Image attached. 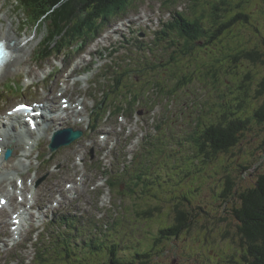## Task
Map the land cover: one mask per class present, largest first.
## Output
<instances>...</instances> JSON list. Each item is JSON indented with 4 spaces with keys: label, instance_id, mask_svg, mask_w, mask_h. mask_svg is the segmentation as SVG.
I'll list each match as a JSON object with an SVG mask.
<instances>
[{
    "label": "rangeland",
    "instance_id": "1",
    "mask_svg": "<svg viewBox=\"0 0 264 264\" xmlns=\"http://www.w3.org/2000/svg\"><path fill=\"white\" fill-rule=\"evenodd\" d=\"M17 1L0 0V9L6 16V27L13 25L20 37L30 35L29 51L27 60L16 65V71L0 84V112L10 113L9 109L17 102H41L46 91L57 95L66 82L67 95L84 103L77 115L83 120L63 118L54 125L60 124L58 129L71 125L84 133L75 142L50 151L47 145L55 130L52 126L40 143L46 139L42 150L36 148L33 152V167L26 172L29 176L26 182L30 193L42 187L37 207L43 211L39 214L34 209L33 224L26 223L19 242L11 240L4 246L2 242L7 236L0 229V264H38L33 242L43 239V244L49 245L44 237L37 236L51 220L54 223L51 233L58 230L65 237H72V244H81L79 249L93 237L100 241L115 237L113 243L122 239L120 246L113 245L112 250L124 263L130 259L134 264H235L234 261H239L244 248L240 245L234 210L241 204L239 196L254 187L258 176L264 173V123L256 121L255 130L240 137L239 145L207 163L197 160V150L191 140L195 131L203 133L212 115L218 113L217 109L235 110L234 117L242 114L239 97L245 98L249 90L246 91L242 76L249 70L259 72L256 84L264 76L263 62L254 63L246 57L236 61L229 56L233 49L248 50L261 44L264 0H238L243 1L249 20L239 23L234 31L222 34L221 39L215 36L210 39L221 21L217 17L225 8L221 0H131L118 13L106 20L101 18L98 33L85 32L90 38L96 37L88 40L85 52L53 51L57 59L48 57L46 62L36 61L35 55L51 29L44 28L43 23H31L29 14ZM86 5H90L89 1ZM91 10L89 7L84 14L86 18L92 16ZM175 13L188 19L197 18L210 34L199 40L188 39L178 28L158 34L156 31L172 21ZM57 30L54 25L53 33ZM108 34L111 39H106ZM90 67L96 68L95 77L92 73L80 75ZM72 68L74 71L66 77ZM126 69L129 71L123 75ZM140 69L143 71H137ZM117 79L121 80V86H130L138 101L130 99L124 87L127 93L124 96L115 97L110 93L108 107L112 114L106 115L101 123L94 116L98 125L89 129V110L100 102L98 97L103 96L100 89L113 86ZM94 80L101 86L92 83ZM5 82L19 91H7ZM166 86L169 87L166 90H179L162 92L160 88ZM21 87L27 99L20 97ZM255 96L247 95L251 98L250 111L264 104V95ZM124 104L131 108H122L119 112L127 115H117L115 108ZM81 143L85 148H78ZM39 150L45 156L44 162L37 159ZM54 185L65 189L68 195L62 203L59 191L52 196L46 191ZM67 185L78 189L67 190ZM222 192L226 193L225 197L220 196ZM178 206L192 218L196 216L195 222L180 235L159 241L161 227L175 222ZM68 212L83 218L80 227L62 218ZM88 221L95 222L94 226H89ZM111 224H115L113 229ZM55 234H51L52 239L56 238ZM138 249L141 257L145 254L142 251L151 249L145 261L135 257ZM86 250L78 260H95L92 247L89 245ZM101 257L99 261L103 260ZM58 259H61L59 254H55L47 264H65Z\"/></svg>",
    "mask_w": 264,
    "mask_h": 264
},
{
    "label": "trees",
    "instance_id": "2",
    "mask_svg": "<svg viewBox=\"0 0 264 264\" xmlns=\"http://www.w3.org/2000/svg\"><path fill=\"white\" fill-rule=\"evenodd\" d=\"M14 1L16 2L17 0ZM18 1L17 2L19 3L20 8L24 12H27L29 14L31 23H33L34 25L43 23L44 28L51 29L50 34H48L45 42L41 44L37 54L38 59L42 60L51 55L54 50L61 52L62 45H73L74 40L78 35H82L84 32L93 33L95 31H98L99 27L96 22L101 20V18L106 20L109 16L118 13L121 9L125 8V3H128L131 0ZM86 1H89L90 5H86ZM233 2H235V4H233ZM221 4L225 6V8L221 9V12L217 17L221 21L220 23H218L219 26L216 31L213 32L210 39H213L214 36V38L217 37L218 39H221L222 34L226 35L229 31H234L239 23L242 24L243 22H248L249 20V14L243 6V1L240 3L238 2V0H221ZM87 7L93 9L91 10L92 16L90 18H86L84 16V14L88 12ZM77 12L82 13V17H80ZM54 25H57L58 27L56 33H53ZM174 28H178L183 35L191 40H199L201 37L208 36L210 34V32L201 24L200 21L197 20V18L188 19L182 15L175 17L171 22L165 24L164 28H162L161 31H158V34H167L169 30ZM229 56L233 57V60L235 58L236 61H239L241 58L246 57L254 63H264V36L262 37L261 44H259L258 46H255L252 49L248 50L238 48L233 49V51L229 53ZM128 71L129 70L127 69L124 70L123 75ZM137 71H143V69ZM140 75H143V73L140 72ZM258 75L261 74L259 72L253 73L251 70H249L244 77L242 76V79L244 80L243 82H245L244 86L247 88L246 91L249 89L247 91V95L249 96H253L254 94L256 95L255 97L264 95V76L257 83V86L255 80ZM119 81L121 80H115L113 86H108V88L105 90L100 89L99 93L103 92V96L98 97L100 98V102L95 106L93 110L94 114L96 115L97 122L99 121L103 113H105L106 111L108 113V111H110L108 107V99L110 98V93L114 94L115 97L124 96L128 93L130 99L134 98L136 102L138 101L137 99H139V97L137 95H133L130 86L128 84L123 85L122 83L121 86ZM254 82L255 87L253 86ZM123 87L126 88L127 93H124ZM167 87L168 86L160 89L162 90V92L179 90L178 88H176L175 90L173 88L172 90H166ZM16 89L17 91H19L18 88ZM6 90L12 91L13 93L15 92L12 85L6 86ZM247 95L243 99L239 97V111L242 112L240 116L234 117L233 115L236 113V111L230 110L228 107L223 108L222 110L217 109L216 111L218 113L212 115V121H210L209 124H206L203 129V133L200 135L197 133V131L194 132V135L192 136L193 141L191 140V143L192 146H194L195 151L197 150L198 161L207 163L208 160H217L218 156L222 152L229 150L233 146L239 145V142L241 140L240 137H246L248 131H254V125L256 121L259 124L264 123V104H261L255 109L251 108L250 111L249 107L251 98H247ZM23 96H25V92L20 95V97ZM122 108L130 109L131 105H117L115 111L118 110L119 112ZM161 127L162 126L159 125V128ZM200 154L203 155V159L201 158ZM193 167H195V165ZM184 173V170H182V175ZM229 180L230 179H228V182ZM180 182L183 183L182 176L180 177ZM111 186L113 187L112 183ZM135 193H137V191H135ZM220 196L225 197L226 193L222 192ZM239 197L241 204L238 208H235L234 213L236 218L238 219V233L240 234L239 236L241 238L240 245L244 248V252L241 254L242 258H240L239 261H234L233 263L264 264V173L258 176V180L256 181L254 187H250ZM152 214H154V210ZM65 219L70 220L72 225L77 222H81L76 216H66ZM174 219V223H172V221L169 223L167 222L166 226L161 227L160 233L157 236L159 237V241L162 242L163 239L169 236L174 237L180 235L182 231L188 230L191 227V224L195 222L196 216H193L192 218V216L186 213L185 209H182L178 206ZM94 224L95 222L88 223L89 226H94ZM115 224H111V229L114 228ZM77 225L81 226L82 223ZM51 227H54V224ZM51 227H47V231L48 229H50L48 231V233H50L49 235L54 234V232L56 233V238L51 240V244L48 245L45 244V242L43 244V240L40 241L39 244H36V261L38 262V264H47V262L51 261L50 258L55 254H59L61 259L58 260H61V262L65 264L135 263L133 259H130L124 263L123 261H121L122 259H120L119 256L115 255V252L112 250L113 245L120 246L119 243H121L122 239L121 241L113 243L112 241H115V237L110 239L105 237L101 241L100 238L93 237L88 242H84V246L79 249L78 246H80L81 244L77 245V243L74 242L72 244V237H65L64 234H59L60 232L58 230L51 233ZM107 235L109 236V234ZM74 244L77 246L74 247ZM89 245L93 249L92 252H94L96 255L95 260H78V258L87 251L86 249L89 247ZM150 250L142 251L143 253H145L142 257L149 256ZM61 251L62 253H60ZM136 253V258L140 260L144 259L145 261L146 257L142 258L140 255L138 256V254L141 253L139 249L136 250ZM238 253L239 252H237V254ZM99 257H101L103 260L99 261Z\"/></svg>",
    "mask_w": 264,
    "mask_h": 264
},
{
    "label": "bare ground",
    "instance_id": "3",
    "mask_svg": "<svg viewBox=\"0 0 264 264\" xmlns=\"http://www.w3.org/2000/svg\"><path fill=\"white\" fill-rule=\"evenodd\" d=\"M5 18L6 16L2 15L0 9V40L7 41L8 47L13 51V56L0 76V84L16 71V65L27 60L26 52L29 51L28 39L30 38V35L20 37L18 33L14 32L13 25L6 27ZM156 32L158 33V31ZM106 39H111V34H108ZM73 71L74 68L66 77ZM66 77L64 81H66ZM78 81L79 79H77ZM68 89L65 82L61 85L57 95L46 91L45 100H42L34 109V111H41V115H22L19 112L12 115H0V192H2L0 201H4L0 203V229L7 236L2 242L4 246L11 240L19 242V236L23 235L26 223L33 224L34 209H38L37 205L40 200L38 195H42V187L41 189L40 187L35 188L30 193V186L26 182L29 177L26 172L31 171L33 167V152L40 145L42 139L48 135L52 126L55 127V130L60 128V124L54 125L57 121L62 122L63 118L75 119L82 110L84 103L82 100H72L73 95H67ZM29 116L37 120V130L32 129L30 122H27ZM23 117H25L23 119L25 121H22ZM61 130L63 129L61 128ZM12 148L14 149L13 154L5 158L7 149L10 151ZM78 148H85L84 143H81ZM70 181L76 182L75 179H70ZM9 185L14 186V189L8 188ZM67 187V190L78 189L75 185H67ZM46 191L50 192L51 196L59 191L62 196L61 203L68 197L65 189H61L58 185H54ZM38 211L41 214L43 210L38 209Z\"/></svg>",
    "mask_w": 264,
    "mask_h": 264
},
{
    "label": "water",
    "instance_id": "4",
    "mask_svg": "<svg viewBox=\"0 0 264 264\" xmlns=\"http://www.w3.org/2000/svg\"><path fill=\"white\" fill-rule=\"evenodd\" d=\"M64 135L65 141L64 142H58V139L60 136ZM81 136V131L79 130H73L72 128L66 129L64 131L58 132L56 137V143L54 144L55 148L59 145L67 144L73 141L74 139Z\"/></svg>",
    "mask_w": 264,
    "mask_h": 264
},
{
    "label": "snow or ice",
    "instance_id": "5",
    "mask_svg": "<svg viewBox=\"0 0 264 264\" xmlns=\"http://www.w3.org/2000/svg\"><path fill=\"white\" fill-rule=\"evenodd\" d=\"M3 46L0 45V56L6 55L7 53L3 52ZM3 201H0V203H2Z\"/></svg>",
    "mask_w": 264,
    "mask_h": 264
}]
</instances>
